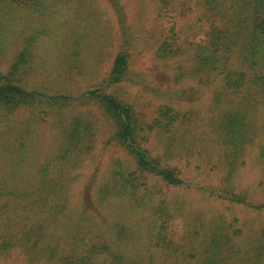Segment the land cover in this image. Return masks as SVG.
I'll return each mask as SVG.
<instances>
[{
    "label": "rangeland",
    "instance_id": "obj_1",
    "mask_svg": "<svg viewBox=\"0 0 264 264\" xmlns=\"http://www.w3.org/2000/svg\"><path fill=\"white\" fill-rule=\"evenodd\" d=\"M248 8L250 0H0V74L12 72L13 83L27 90L76 96L105 80L125 51L126 78L107 90L148 124L164 105L179 114L170 129L147 132L145 124L141 138L186 181L172 186L137 172L112 139L113 120L94 101L0 106V264H61L57 253L80 238L106 241L123 252L122 264H214L221 259L211 250L217 221L234 248L224 245L226 264H264V250L258 257L254 248L264 207L234 203L228 194L264 205V102L252 90L224 91L213 74L202 84L194 66L211 22L224 25ZM166 40L176 54L160 53ZM221 148L237 151L233 168ZM119 172H136L152 192L143 204L114 196L108 185ZM107 187L113 191L102 194ZM78 202L101 206L82 222L80 236L72 225L63 230L61 212L66 206L74 215Z\"/></svg>",
    "mask_w": 264,
    "mask_h": 264
},
{
    "label": "trees",
    "instance_id": "obj_2",
    "mask_svg": "<svg viewBox=\"0 0 264 264\" xmlns=\"http://www.w3.org/2000/svg\"><path fill=\"white\" fill-rule=\"evenodd\" d=\"M233 18V20H229L224 25L223 23L218 24L212 21L210 26L205 30L206 39L197 45L194 53L195 73L202 84L209 82L211 80L210 74H213L215 77L220 78L224 91L233 93L244 92L251 95L247 90H252L253 99L257 101L263 100L262 102H264V0H250V9L241 11V13L238 12L237 17L233 16ZM172 44L174 43L167 40L163 41L160 53L162 55L176 54L178 49L173 47ZM129 59L130 54L120 51L115 57L112 70L107 78L95 87L76 96L47 95L37 90H27L13 83L11 79L12 72L0 74V106L14 110L21 105H33L43 100H46V102L54 101L61 106H68L74 104L76 101L80 103L94 101L113 120L115 130L112 139L133 157L137 172L155 176L172 186H182L186 181L177 170L163 164L159 158L151 155L143 143L145 141L142 142L141 136L146 131L145 124H148L147 121L143 119L133 105L122 101L107 90L109 86L124 81L128 73ZM258 89L261 91L255 93V90ZM260 93L263 94V98L258 97ZM223 95L224 93L222 92L217 96L219 102H222ZM178 117L179 114L172 107L164 105L159 109L156 118L149 122L151 124L147 125V130H149L147 132L166 127L170 129L177 122ZM233 118L234 114L230 115L229 122L231 126L236 124L233 123ZM247 125L248 122L246 121L244 126ZM75 126L77 129H80V126H82L81 121H76ZM237 128L233 130V133L237 131ZM169 131L167 130L166 132ZM143 138H146V135ZM224 142L226 143L227 141L225 140ZM237 146L239 145L237 144ZM221 149H224L222 150L221 158L231 159L228 163L233 168L238 155L237 149L233 148L236 152L231 154H228L225 148ZM259 154L260 158L264 160V149ZM230 170L234 169L230 168ZM111 183L113 184H109L108 186L112 185L115 187L113 188L115 190L114 196L119 198L123 194H126L134 197L135 201L141 200L142 204L146 200L147 194L152 193L150 190H147L148 187H142L136 172L128 174L119 172V177L116 176L115 182ZM113 190L107 187L101 193L110 194ZM228 194H230V198L234 203L245 205L257 211L264 207L263 204L251 201L244 194L234 192ZM148 199L153 200L150 197ZM87 204L89 203L87 202ZM99 208H101L99 204H95L93 208L89 207V205L85 208V206L78 202L75 214L69 216L66 213V206H63L61 212L65 218L64 222H66L63 225V230H68L72 225L73 229L78 228L76 234L80 236V233L87 228L85 225H81L82 222L88 216L91 217L96 214ZM135 208H137V205ZM154 209L155 205L152 207L153 211L159 209L162 211L161 207ZM223 224L224 222L222 221L215 223L216 227L214 230L218 231V234L213 237V246L216 243L217 245H215L216 247H212L211 250L215 251L218 248L217 250L220 251L219 258L221 259L217 263L214 261V264H226L224 261L226 254L223 253L224 245L229 244V248L233 247L231 246L230 234L224 231ZM80 240H83V238H80L76 244L62 249L59 253H57L56 248L52 250L60 255L59 261L61 264H122L123 252L112 250L110 244L106 243V241L80 243ZM219 244L221 245L220 247L218 246ZM255 244V255L260 257L262 256V250H264V230L260 235H256ZM4 249H6L5 244ZM241 250L238 249L237 251ZM250 253L252 254L251 248L246 250L247 256ZM109 259L110 261H108ZM247 260L248 257H246Z\"/></svg>",
    "mask_w": 264,
    "mask_h": 264
}]
</instances>
